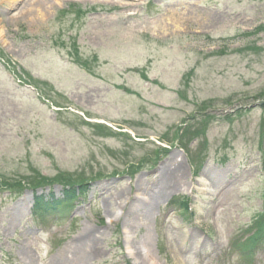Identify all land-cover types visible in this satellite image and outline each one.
Here are the masks:
<instances>
[{"label":"rangeland","instance_id":"obj_1","mask_svg":"<svg viewBox=\"0 0 264 264\" xmlns=\"http://www.w3.org/2000/svg\"><path fill=\"white\" fill-rule=\"evenodd\" d=\"M166 166L181 187L128 234L148 264H244L264 235V0H0V264H70L85 228L88 264H136L111 213Z\"/></svg>","mask_w":264,"mask_h":264},{"label":"bare ground","instance_id":"obj_2","mask_svg":"<svg viewBox=\"0 0 264 264\" xmlns=\"http://www.w3.org/2000/svg\"><path fill=\"white\" fill-rule=\"evenodd\" d=\"M183 170L181 166L174 169L165 167L161 172L162 181L155 188L153 193L150 195L151 198L147 201L140 200L136 196L133 203H130L125 197L121 199L117 206V209L111 213L110 222L112 223H124V229L127 231L126 245H128L129 254L126 258L136 262V264H148V256L145 254L147 249V242L141 240L137 245L130 240L131 231L137 228L138 219H146L147 212L150 207L157 204L160 200L165 199L166 194L170 190H175L180 188L182 185ZM91 230L85 228L82 230L78 236L77 244V255L75 259L70 264H88L90 263L98 254V245L96 242L97 237L91 234ZM143 249H145L143 251ZM144 254V255H143ZM138 262V263H137Z\"/></svg>","mask_w":264,"mask_h":264},{"label":"trees","instance_id":"obj_3","mask_svg":"<svg viewBox=\"0 0 264 264\" xmlns=\"http://www.w3.org/2000/svg\"><path fill=\"white\" fill-rule=\"evenodd\" d=\"M68 191H69V190H67V195H68V196H67V199H72V198H73V195L70 196L71 194L69 195L70 192H68ZM82 192H84V191H82ZM40 202H41V201H40V198H37L38 207L40 206ZM60 206H61V205H58V207H60ZM62 206H66V205H65V204H62ZM62 206H61V207H62ZM39 209H40V208H39ZM243 253H244V252H243ZM244 254H245V253H244Z\"/></svg>","mask_w":264,"mask_h":264}]
</instances>
